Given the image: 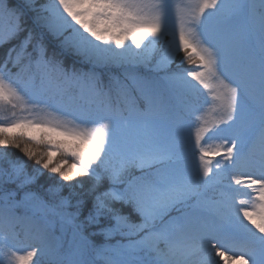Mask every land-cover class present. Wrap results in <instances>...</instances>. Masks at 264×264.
<instances>
[{
  "label": "snow or ice",
  "instance_id": "snow-or-ice-1",
  "mask_svg": "<svg viewBox=\"0 0 264 264\" xmlns=\"http://www.w3.org/2000/svg\"><path fill=\"white\" fill-rule=\"evenodd\" d=\"M172 7L0 0V105L28 113L0 122V243L18 224L32 241L14 264H264V0H194L175 26ZM210 102L221 115L192 147Z\"/></svg>",
  "mask_w": 264,
  "mask_h": 264
},
{
  "label": "rangeland",
  "instance_id": "rangeland-1",
  "mask_svg": "<svg viewBox=\"0 0 264 264\" xmlns=\"http://www.w3.org/2000/svg\"><path fill=\"white\" fill-rule=\"evenodd\" d=\"M194 0H171L172 4V17H173V24L175 26V17H176V9L179 6L180 10L184 13H190L192 11V4ZM249 3H258V0H248ZM99 66H96L98 68ZM94 71L93 66L88 69V72ZM123 71L120 68V72ZM13 112L16 113V117L26 116L28 115L27 112L21 111L19 107L16 109H12L10 106L0 105V122L10 121L13 118ZM221 115L220 111L216 108L213 103H209L204 105L201 112L198 114V122H196L195 129L196 131L201 127L211 126V124L219 118ZM200 116V117H199ZM198 124V125H197ZM212 143V142H210ZM216 159H219L217 157ZM243 199L245 200L246 206H253L255 201L253 200V194L251 190H241V192L237 195V200ZM26 226L24 224H18L14 228V232L16 234V238L12 239L11 237L7 241V244L0 243V264H14V256L12 254V250L14 247L12 246V242H14L16 252L22 253L28 249V244L32 243L31 240L26 238ZM55 235V234H54ZM53 240L54 245H60L59 238L55 235ZM59 250V249H58ZM48 258L47 256H44ZM213 257L218 261V257H215V253L213 251ZM49 259V258H48ZM96 261H99L103 264V259L100 257L95 258Z\"/></svg>",
  "mask_w": 264,
  "mask_h": 264
},
{
  "label": "trees",
  "instance_id": "trees-1",
  "mask_svg": "<svg viewBox=\"0 0 264 264\" xmlns=\"http://www.w3.org/2000/svg\"><path fill=\"white\" fill-rule=\"evenodd\" d=\"M169 39H170V37H169ZM158 47H160L162 49L163 45H159ZM5 50L6 49H0V57H2L3 52ZM49 55H52L51 49L49 51ZM180 56L182 58L183 54L181 53ZM59 58L62 59V60H64L65 67H68L69 69L73 66V63H75L76 69L78 71H82V72H88V69L91 67L90 64H81L78 60H76L70 54H66L65 56H59ZM176 63H179V61H177ZM172 67L175 68V63L173 64ZM183 67L184 68H188L190 66L185 63L183 65ZM93 69H94V72L97 74V76L103 78L105 81H107V79H108V77H109L110 74L120 72V68H116V67L99 66L98 68L93 67ZM140 71H144V69L141 67L140 68ZM196 122H198V120L195 117L192 118L191 127L186 126L185 129H184V133H183L184 134V138H185L186 141L189 138L191 139L192 147L195 146V134H196V129H195L196 124L195 123ZM22 146H23V143H22ZM37 147H38V150H40V151H43L44 150V147L42 145L41 146H37ZM0 151H4V150L3 149H0ZM7 152L11 155V158H13V159L21 158V159L26 160V158L23 157V154L18 149H16V148H11L10 147V148L7 149ZM196 155L198 157V153ZM67 159H68L69 163H71V158L68 157ZM185 163L188 166H193V165L198 166L199 161H198V159H195L194 160V158L191 155V152H189L187 154V158L185 160ZM27 164H28L29 168L35 167L34 162H32V161H27ZM47 175L48 174L45 173V176H47ZM57 179H58V177H57ZM81 179H85V178L81 177ZM41 183L48 184V183H51V181L42 180ZM85 186H87V184ZM209 195H212V194L209 193ZM173 214H175V213H173ZM55 235L59 238L60 245L63 246V252L64 253H67L68 252V249H69V242L72 239L71 232L68 231L66 233H61L60 230L57 229V231L55 232ZM90 240L95 245H97V246H102V245H115L118 242H122V238L119 235H114L112 238L107 239V240L102 235H96V236L90 237ZM12 243H13L12 246L14 247V249H16L17 246L14 245L15 244L14 242H12ZM16 250H18V249H16ZM40 260H41L42 264H48V258L41 257ZM96 264H102V263L99 262V261H96Z\"/></svg>",
  "mask_w": 264,
  "mask_h": 264
},
{
  "label": "bare ground",
  "instance_id": "bare-ground-1",
  "mask_svg": "<svg viewBox=\"0 0 264 264\" xmlns=\"http://www.w3.org/2000/svg\"><path fill=\"white\" fill-rule=\"evenodd\" d=\"M245 224L247 225L248 228H252V226L250 224H247V222H245ZM253 231H255V229H252ZM219 261V259H218Z\"/></svg>",
  "mask_w": 264,
  "mask_h": 264
}]
</instances>
